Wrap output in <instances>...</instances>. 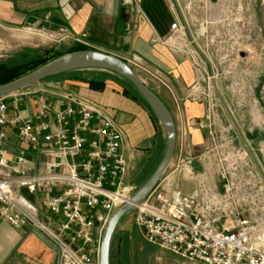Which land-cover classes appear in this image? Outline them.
I'll use <instances>...</instances> for the list:
<instances>
[{"label": "built area", "instance_id": "1", "mask_svg": "<svg viewBox=\"0 0 264 264\" xmlns=\"http://www.w3.org/2000/svg\"><path fill=\"white\" fill-rule=\"evenodd\" d=\"M183 19L171 25L174 40L188 34ZM85 37L76 43L88 46ZM195 87L189 97L200 102ZM232 148L225 143L213 150L222 192L186 196L161 181L138 207L135 223L149 244L198 264H264V234L245 217L237 196L254 177L239 173L250 156ZM127 173L124 133L104 109L37 85L0 99V224L34 228L57 249L55 264H99L109 218L133 197Z\"/></svg>", "mask_w": 264, "mask_h": 264}, {"label": "crops", "instance_id": "2", "mask_svg": "<svg viewBox=\"0 0 264 264\" xmlns=\"http://www.w3.org/2000/svg\"><path fill=\"white\" fill-rule=\"evenodd\" d=\"M181 19L174 0H0V27L9 32L23 29L44 39L60 37L75 45L74 48L85 47L76 43V39L85 35L88 50L136 61L163 76L169 87L162 89V94L156 93L175 118L177 147L162 182L186 196L200 195L202 189L219 193L222 185L213 161L215 155L205 153L211 150L214 140L208 128L195 124L207 121L206 106L189 97L199 82L195 66L198 59L194 55L193 60L189 58L196 53L187 49L188 34L181 35L179 40L171 38V25ZM90 74L63 80L56 92L87 100L116 121L125 136L129 174L141 170L139 167L144 164L143 170L152 169L167 147L161 122L141 103L125 96L123 89L109 79L103 88H91L85 80ZM229 107L241 127L252 122L251 113L241 112L234 101L229 100ZM258 112L259 131L252 134V140L247 138L252 148L256 147L253 149L264 169V105ZM238 142L233 127H229V145L235 150L242 148ZM254 182L253 177L237 196L243 200L245 217L252 224H260L262 233L264 215L252 210ZM27 197L29 202H35L33 197ZM57 257L55 246L34 228L0 224V264H55Z\"/></svg>", "mask_w": 264, "mask_h": 264}, {"label": "rangeland", "instance_id": "3", "mask_svg": "<svg viewBox=\"0 0 264 264\" xmlns=\"http://www.w3.org/2000/svg\"><path fill=\"white\" fill-rule=\"evenodd\" d=\"M176 1L189 22L191 35L211 61L215 82L227 104L229 105V100H232L237 107L239 106L241 112L251 113L252 122L248 126H242V130L247 136L255 135L259 131L256 120L259 119L260 114L258 109L264 105V0H251V3L249 0ZM248 6L251 8L249 11ZM74 46L64 42L60 37L44 39L23 29L9 32L0 27V63L9 61L20 54H26L29 59H34L35 52L46 50L66 53ZM187 49L197 53L192 45ZM191 55L192 57L189 58L192 60L193 55L198 59L196 68L199 71V82L196 85L200 87V102L206 106L207 110V121L202 124L209 129L215 141L212 142L215 144L211 146V150L205 151V153H211L212 157L215 155L213 151L215 145L219 147L226 143L229 146V127L233 125L213 89L210 68L198 54ZM145 68L153 75L157 73L158 79L144 71H138L137 74L150 88L162 94V89L169 87L167 80L163 76L160 78L159 73L152 68ZM61 82L63 80L42 82L37 87L56 92ZM252 114L255 117H252ZM233 131L234 137L244 149L234 127ZM253 148L256 147L253 146ZM164 155L165 149L157 164L152 169H148L147 179L143 183L140 179L143 178L144 171H147L143 170L146 167L145 164L139 167L141 170L128 173L127 184L135 188L132 196L150 178ZM247 159L248 169L241 168L239 173L245 179L246 172L253 173L255 186L252 190V210L264 215V184L250 157ZM213 161L218 168V179L222 184L220 163L216 155ZM226 164L228 163L224 162L223 166L226 167ZM136 216L137 211L129 213L119 226V231L128 232L131 235L127 254L123 249L120 251L116 249L114 258L116 264H198L149 244L136 226ZM122 226L124 228H121ZM262 226L264 228V223Z\"/></svg>", "mask_w": 264, "mask_h": 264}, {"label": "water", "instance_id": "4", "mask_svg": "<svg viewBox=\"0 0 264 264\" xmlns=\"http://www.w3.org/2000/svg\"><path fill=\"white\" fill-rule=\"evenodd\" d=\"M174 2L179 10L176 0H174ZM183 23L193 47L207 63L210 68V73L213 76V69L210 60L199 45L194 41L184 19ZM81 70L104 71L117 74L128 79L136 87L138 92L158 117L164 128L167 139L165 155L156 170L127 203L121 205L114 211L107 222L100 245L99 264H111L110 256L113 239L123 218L129 213L137 211L138 207L148 200L151 194L161 183L169 169L177 147V125L175 118L167 105L163 102L159 95L140 78L127 60L100 50H81L66 54L18 80L2 85L0 86V99L38 85L50 78ZM212 84L217 97L219 98L230 122L243 144L244 149L250 156V159L264 184V169L257 154L252 148L247 135L239 125L235 115L231 111L214 79L212 80Z\"/></svg>", "mask_w": 264, "mask_h": 264}, {"label": "trees", "instance_id": "5", "mask_svg": "<svg viewBox=\"0 0 264 264\" xmlns=\"http://www.w3.org/2000/svg\"><path fill=\"white\" fill-rule=\"evenodd\" d=\"M81 50H88V48L85 47H75L71 49L70 51L66 53H58L55 51H42V52H35V58L29 59L26 54H20L16 56L15 58L0 63V86L11 83L15 80H18L22 78L23 76L59 59L60 57L76 52ZM95 72V73H93ZM86 73H91V76H88V78L85 77L86 82H89L91 88L98 90L105 86L106 80H111L115 82L117 85H119L123 89V94L127 97H130L137 102L141 103L143 106H145L149 111L152 112V114L158 119V117L155 115L153 110L150 108V106L147 104V102L144 100V98L141 96V94L138 92L136 87L126 78L109 73L104 71H98V70H81L76 71L72 73H68L65 75L57 76L54 78H50L44 82L52 81V80H66L70 78H75L81 75H85ZM93 73V74H92ZM90 77V78H89ZM159 120V119H158ZM249 139H253L252 136H248ZM147 171H144L143 178L140 179L141 183H143L147 179ZM130 233L128 232H121L119 229L117 230L112 247H111V256L110 261L111 264H116L114 261L115 258V251L117 250H124V253L127 254V251L129 249L130 245Z\"/></svg>", "mask_w": 264, "mask_h": 264}]
</instances>
